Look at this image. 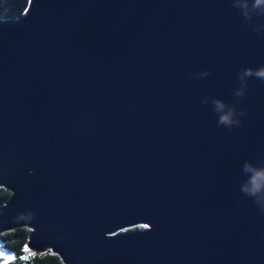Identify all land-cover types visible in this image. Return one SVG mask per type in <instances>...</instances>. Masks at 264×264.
Instances as JSON below:
<instances>
[{"label": "water", "instance_id": "95a60500", "mask_svg": "<svg viewBox=\"0 0 264 264\" xmlns=\"http://www.w3.org/2000/svg\"><path fill=\"white\" fill-rule=\"evenodd\" d=\"M241 2L31 0L0 21V235L27 228L64 264H264L240 190L264 163V80L235 95L264 18Z\"/></svg>", "mask_w": 264, "mask_h": 264}, {"label": "clouds", "instance_id": "9594fccd", "mask_svg": "<svg viewBox=\"0 0 264 264\" xmlns=\"http://www.w3.org/2000/svg\"><path fill=\"white\" fill-rule=\"evenodd\" d=\"M241 14L251 18V13H256V18H264V0H242L239 5ZM206 75V73H205ZM255 76L264 80V67L260 69H245L239 74V79L244 82V86L235 92L238 97L245 95L246 78ZM213 111L217 113L218 124L231 128L233 125H239L241 122L236 116L234 106L226 102L215 99L213 101ZM241 115H246L242 112ZM245 177L241 183L240 190L247 197L251 198L256 206L264 212V163H253L251 160L245 161L242 169Z\"/></svg>", "mask_w": 264, "mask_h": 264}, {"label": "trees", "instance_id": "16d2710c", "mask_svg": "<svg viewBox=\"0 0 264 264\" xmlns=\"http://www.w3.org/2000/svg\"><path fill=\"white\" fill-rule=\"evenodd\" d=\"M31 0H0V21L17 19L27 10ZM12 193L0 188V210L4 208ZM145 229L135 227L124 230L120 234H129ZM30 230L18 228L0 235V264H64L63 260L52 250L44 254H36L27 248ZM4 254L11 259H4Z\"/></svg>", "mask_w": 264, "mask_h": 264}, {"label": "rangeland", "instance_id": "374dc122", "mask_svg": "<svg viewBox=\"0 0 264 264\" xmlns=\"http://www.w3.org/2000/svg\"><path fill=\"white\" fill-rule=\"evenodd\" d=\"M122 232H123V231H122ZM4 259H6V260H8V261H9V259H7L6 257H5ZM10 259H11V257H10Z\"/></svg>", "mask_w": 264, "mask_h": 264}]
</instances>
